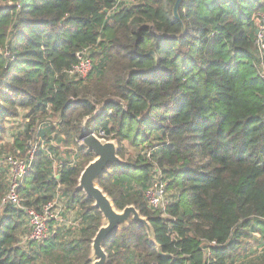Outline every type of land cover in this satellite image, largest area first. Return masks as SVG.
I'll use <instances>...</instances> for the list:
<instances>
[{
	"label": "trees",
	"instance_id": "16d2710c",
	"mask_svg": "<svg viewBox=\"0 0 264 264\" xmlns=\"http://www.w3.org/2000/svg\"><path fill=\"white\" fill-rule=\"evenodd\" d=\"M138 1L113 10L117 0H0V154H23L41 137L50 149H37L21 189L26 203L40 210L59 191L82 213L78 228H58L26 252L16 245L26 231L21 211L2 208L0 264H92L103 218L78 189L94 154L75 139L104 102L86 130L101 126L124 163L98 183L118 209L134 204L157 242L131 221L105 242L109 264H234L253 230L264 239V77L256 45L264 0H182L180 19L176 0ZM92 45L94 70L70 77L76 53ZM20 117L29 121L8 145L5 123ZM71 144L79 159L57 154V177L50 150ZM151 158L173 193L166 214L144 195ZM6 191L0 167V202Z\"/></svg>",
	"mask_w": 264,
	"mask_h": 264
},
{
	"label": "built area",
	"instance_id": "2783aa9c",
	"mask_svg": "<svg viewBox=\"0 0 264 264\" xmlns=\"http://www.w3.org/2000/svg\"><path fill=\"white\" fill-rule=\"evenodd\" d=\"M135 2L136 0H117V4L114 6L113 10L117 9L122 3L132 4ZM256 45L258 49V65L260 67V72L264 77V13L260 15L258 20ZM95 46L97 47V45L84 47L76 53V62L67 70L70 77L75 79H85L91 74L94 70V60L92 59L91 48H95ZM2 52L6 58L11 60L14 59L13 54L9 50H2ZM114 102L122 103L117 99L114 100ZM105 105L106 102L97 105L94 112L95 115L99 114ZM112 110L113 109L110 108L109 112L111 113ZM59 121V117L56 120L44 121L39 124V127H42L46 122H53L55 124ZM83 130L84 128H82V131ZM95 133L99 137L107 139V135L101 126L95 131ZM75 141L81 145V138H76ZM40 146H43V142L41 137L37 136L35 137V142H29V145L23 154H14L11 152L0 154V167L4 171L5 182L7 184V191L0 202V216L2 208L9 205L21 211V221L23 222L26 231L18 236L16 245L26 252H30L34 244L42 243L52 235L54 230L52 229V226L49 225L50 222L55 221V225L58 226L61 214L67 207V200L61 196L59 191H57L54 199L44 204L40 210L26 203L27 198L24 196L21 189L29 170L32 168L37 149ZM152 162V176L144 195L148 204L153 209L160 210L163 214H166V209L170 202V194L168 191V180L166 178L165 168L159 166L153 159ZM210 244H215V241ZM205 256L207 259L212 256L209 246L206 248ZM206 264H208V261Z\"/></svg>",
	"mask_w": 264,
	"mask_h": 264
},
{
	"label": "water",
	"instance_id": "95a60500",
	"mask_svg": "<svg viewBox=\"0 0 264 264\" xmlns=\"http://www.w3.org/2000/svg\"><path fill=\"white\" fill-rule=\"evenodd\" d=\"M182 0H176L173 7V16L180 19L179 7ZM257 32V31H256ZM185 33V25L183 24L181 33ZM150 55L155 56L156 65L158 66V58L152 51ZM92 113L89 117H94ZM85 118L82 122L81 145L94 154L91 160L82 170L78 179V189L82 190L88 199L93 200V207L97 208L102 214L103 222L92 239L91 244V260L92 264H109L108 253L105 249V242L119 229L128 226L131 221H135L145 226L151 242L157 244L152 225L149 219L142 215L134 204L118 209L112 198L99 185V179L107 172L108 168L113 165L123 164L124 160L118 153V143L115 140L99 137L93 131L86 130Z\"/></svg>",
	"mask_w": 264,
	"mask_h": 264
},
{
	"label": "rangeland",
	"instance_id": "374dc122",
	"mask_svg": "<svg viewBox=\"0 0 264 264\" xmlns=\"http://www.w3.org/2000/svg\"><path fill=\"white\" fill-rule=\"evenodd\" d=\"M136 2H139L138 0H136ZM135 2V3H136ZM23 115L25 114L24 113V111H20ZM55 120V119H54ZM25 122H26V120H25V118H23V117H20V118H17V119H8L7 121H6V123H5V126H6V128L8 129L7 130V133H5V142L9 145H12L13 144V142H14V135L15 134H17L18 132H19V130H23L24 129V124H25ZM30 143H33V142H35V138L34 139H32L31 141H29ZM56 143V145L55 146H57V143H58V141H56L55 142ZM54 143V144H55ZM48 143L47 142H45V143H43V146L46 148V149H50V148H48L49 146L47 145ZM51 144V143H50ZM28 145H29V143H28ZM27 145V146H28ZM52 145H50V147H51ZM129 147H128V150H129V153H134V154H137V151H136V149H134L133 147H131L130 145H128ZM55 148V147H54ZM76 148H77V146L75 145V144H71L70 146H68V147H62L61 149V151H57L56 149H52V150H50V152H51V154H50V157L51 158H55V160L54 161H56L57 162V159H56V156L57 157H59L57 154H59L60 155V157L61 158H63V159H68V160H73V162H75L76 160H78L79 159V153H78V151L76 150ZM73 150V151H72ZM7 152H11V153H13V151L12 150H8ZM169 194H171V195H173V193H172V191L170 192L169 191ZM69 210H70V212L68 213V215L65 213V212H63L62 214H61V217H60V220H62V221H64L65 222V220H64V218H68L67 220H69L70 222H71V224L73 223L75 226H77L76 225V221H80V222H82V213H81V211L78 209V206H73V207H69L68 208ZM67 209V210H68ZM72 211H78V214H76L75 212H72ZM55 221H51L50 222V224L49 225H51L52 227H53V223H54ZM60 226H62V224L60 225ZM54 228V227H53ZM255 237H256V239H255ZM255 237H251V238H249L248 240H250L248 243H249V247H251L254 251L253 252H251V254H250V256L252 257V258H254L255 256H258L259 255V253H261V252H263V250H264V239L262 238V235L260 234V236L258 237V235H256ZM247 240V241H248ZM37 246H38V244H34V246L33 247H35V248H37ZM33 249V248H32Z\"/></svg>",
	"mask_w": 264,
	"mask_h": 264
},
{
	"label": "crops",
	"instance_id": "0c3cea01",
	"mask_svg": "<svg viewBox=\"0 0 264 264\" xmlns=\"http://www.w3.org/2000/svg\"><path fill=\"white\" fill-rule=\"evenodd\" d=\"M25 113V112H24ZM21 115H23L22 113H21ZM54 159V158H53ZM55 160V159H54ZM73 161V160H72ZM58 163L56 162V161H54V170H53V174L54 175H57V177H58ZM63 197V196H62ZM68 207V206H67ZM66 207V210L64 211L67 215H68V213L70 212V210L68 209ZM68 209V210H67ZM72 212H75L76 214H78V211H72ZM69 218V217H68ZM68 218H64V220H65V222L64 221H62V220H60V222L58 223V226H56L55 224L56 223H53L54 225H53V227H52V229L53 230H56V229H60V230H69V229H76V228H78L79 226H80V224H81V222L80 221H76V225L77 226H75L73 223L71 224V222L69 221V220H67ZM62 224V226H60ZM256 235H258V237L260 236V233H258V232H256V231H252L251 232V235H249L247 238H246V240H248L249 238H251V237H255ZM252 239V238H251ZM250 239V240H251ZM255 239H256V237H255ZM250 240H248L247 241V252H246V254H244L243 256H240V257H237V259L235 260V262H234V264H251V261L252 260H260V261H264V256L262 255L263 254V252H261V253H259V255L258 256H255L254 258H252L251 256H250V254H251V252H253L254 250L251 248V247H249V241ZM264 251V250H263Z\"/></svg>",
	"mask_w": 264,
	"mask_h": 264
}]
</instances>
